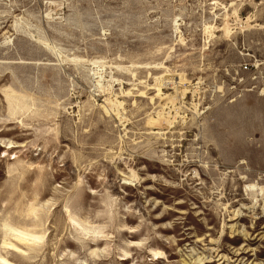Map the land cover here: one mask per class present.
Masks as SVG:
<instances>
[{"label": "rangeland", "instance_id": "1", "mask_svg": "<svg viewBox=\"0 0 264 264\" xmlns=\"http://www.w3.org/2000/svg\"><path fill=\"white\" fill-rule=\"evenodd\" d=\"M262 93L264 0H0V264H264Z\"/></svg>", "mask_w": 264, "mask_h": 264}, {"label": "bare ground", "instance_id": "2", "mask_svg": "<svg viewBox=\"0 0 264 264\" xmlns=\"http://www.w3.org/2000/svg\"><path fill=\"white\" fill-rule=\"evenodd\" d=\"M56 7V6H55ZM178 21H179V19L177 18V17H175L174 19H173V21H172V23H173V28H174V31L175 32H179V24H178ZM206 28H209V27H206ZM230 29V28H229ZM176 34H179V33H176ZM175 34V35H176ZM43 41V43L46 45V46H50V44H49V40H42ZM43 44V45H44ZM23 47H26L25 45H24V43H23ZM48 48V47H47ZM56 49V48H55ZM54 49V50H55ZM57 51V50H56ZM59 53V52H58ZM59 55H60V53H59ZM74 59H78L77 57H74ZM72 61V60H71ZM157 66V65H156ZM150 66V65H147V67L149 68V69H152V68H156V69H166L167 67H165L164 65H162V64H160V66ZM119 68H121V67H119ZM118 70V69H117ZM167 71H169L168 69H167ZM177 74V73H176ZM95 75V74H94ZM133 75V74H132ZM99 79V78H98ZM155 79H156V83H155V85L154 86H148L149 88H148V90H154V91H156V97L157 98H159V99H162V100H164V101H169V103H171L172 105H171V107L170 108H176V103H175V101H177V98H175V96H173L172 94H166L165 92H164V90H163V86L164 85H167L168 86V84H172V85H174V87H175V93L179 96V99H181V100H183L184 101V99H185V95L187 94V86H185L186 84H187V82H186V80H185V78H184V75L183 74H177V75H175V77L173 76V75H171V74H167V73H163L162 75H160V76H158V77H155ZM178 79V80H177ZM182 79V80H181ZM164 81V82H163ZM166 81H169V83H165ZM116 83H118V85H120V87H121V85H122V81L121 80H118V79H113V78H111V81L109 82V84L107 85V89L105 88V86H103L102 84H101V81L100 80H98V81H96L95 83H94V92H98V91H102V92H104V91H108V90H110V89H112L113 87H114V85L116 84ZM188 85V84H187ZM120 90H121V92L123 93V95H125L126 97L127 96H132V93L130 92V91H128V92H125L124 91V88H120ZM195 92V91H194ZM110 93V92H109ZM142 93V95L145 97L146 96V93H144V92H141ZM193 93V92H192ZM264 93H262V95H263ZM153 100V99H152ZM175 103V104H174ZM178 104V103H177ZM184 104V103H183ZM183 104H179L180 106L179 107H177L176 108V112H178L179 113V109H181V108H183ZM194 105V104H193ZM164 108V110H162V112H160L158 115H165L166 117H168V119H167V123H168V125H171L172 126V124L174 123V121H170L172 118H169V116H170V113H171V111L172 110H170V112H167V114H165V112H166V110H165V107H166V104L163 106ZM103 108L105 109V111H106V113H108L109 115H113V116H115L116 118H118V120L120 121V122H122L124 119H125V116H124V114H123V112L125 111V107H124V105H123V103L122 102H119L118 100H116L115 99V101L114 100H112V99H108L107 101H106V104L105 105H103ZM167 108H169V107H167ZM122 110H124L123 112H122ZM197 112V111H196ZM176 115H177V113H175ZM172 117V116H171ZM174 117H176V116H174ZM184 118V117H183ZM173 120H175L176 121V119L174 118ZM166 122V121H165ZM166 124V123H165ZM12 147V145H10L9 146V148H11ZM131 177H134V175H132ZM129 181V180H128ZM256 188V185H252V186H246V189H249V190H253V189H255ZM7 264H11V263H8L7 262Z\"/></svg>", "mask_w": 264, "mask_h": 264}]
</instances>
